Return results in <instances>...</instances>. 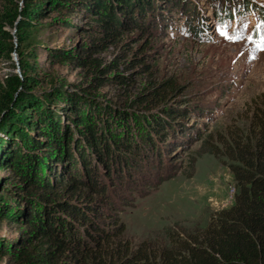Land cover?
Masks as SVG:
<instances>
[{"label":"rangeland","instance_id":"374dc122","mask_svg":"<svg viewBox=\"0 0 264 264\" xmlns=\"http://www.w3.org/2000/svg\"><path fill=\"white\" fill-rule=\"evenodd\" d=\"M219 1L187 0L195 5L188 7V4H182L183 0H158L159 7L173 3L169 12L180 16L178 22L172 14L170 24L163 21L167 25L165 30L160 27L156 12L151 20L146 17L141 21H138V15L133 14L134 20L127 21V26L118 30L116 45L91 54L102 67L101 73L94 67H78L69 61L57 62L53 57L58 50L86 56L79 48L89 43L90 36L84 35L81 30H88V26L92 27L94 23H89L92 15L83 9L68 15L69 25L61 26L56 23L60 13L47 8L46 14L38 21L40 29L35 33L36 41L23 54L28 65L26 73L39 77L40 91L34 88L31 92L58 95L57 99H50L44 105L54 113L60 128L68 126L72 137L77 136L76 129L67 120L64 110L67 108L65 100L68 93L88 96L112 110L118 108L134 112L129 114V121L133 118L138 121L132 126V131L130 127L132 139L129 140V147L136 144L140 149L151 150L148 149V153L141 157L132 153L124 155L122 150H116L121 155L117 160L125 157L127 165L119 174L114 173L107 178L104 172L97 173V181L104 186L101 196L90 195L83 190L79 198V201L99 203L102 214L96 213L94 221L110 231L123 228V238L132 245L142 240L159 246L168 245L169 236H182L205 227L209 216L228 207L237 191L227 166L229 160L214 156L209 147L214 145L220 150L218 141L228 139L230 133L248 134L250 117L254 112L264 110V46L256 49L248 39L249 33L230 41L219 35L203 38L199 31L193 33L186 30L183 19L186 21L210 12ZM256 1L264 5V0ZM161 12L168 14L163 8ZM21 21L20 9L16 18L10 21L7 6L0 0V81L3 83L5 78L14 75L22 79L14 46L16 28ZM191 28L195 30L194 26ZM7 42H10L11 48H7ZM114 59L120 61L115 71L105 72L104 69ZM123 59L124 63H121ZM29 67L33 69L29 70ZM103 73L120 78L122 84H103L94 89L95 82L100 80L98 75ZM160 82L172 85V90L159 107H135L126 102L136 95H145L148 87ZM60 107L61 110L58 109ZM161 107L177 108L181 116L163 117L169 125L163 133L166 139L160 142L157 136L151 135V143H147L144 133L148 131L140 124H146L149 118L159 115L160 112H156L162 110ZM116 136L120 137L121 131ZM13 146H16L15 143ZM19 146L23 148L21 144ZM33 148L28 147L26 153L32 154ZM56 148L53 146L50 152L57 154ZM60 150L61 161L57 166L63 167L66 155L64 149ZM155 151H160L157 152L160 154L159 162ZM45 153L42 151L41 156ZM52 158L44 157L47 165L54 163ZM23 163L27 168L31 161L24 159ZM97 169L102 171L99 167ZM38 170L40 176L49 174V170L41 165ZM16 183L17 177L10 169H0V195H5L6 192H3L6 189L13 193L17 190L21 198L23 191L15 188ZM9 198L14 205L22 204L14 195L13 199ZM105 212L110 218L105 216ZM7 214V219L0 220V240L6 249L12 242H17L23 231L28 230L26 225L16 222L11 210ZM0 264H14L11 254L2 256Z\"/></svg>","mask_w":264,"mask_h":264},{"label":"trees","instance_id":"16d2710c","mask_svg":"<svg viewBox=\"0 0 264 264\" xmlns=\"http://www.w3.org/2000/svg\"><path fill=\"white\" fill-rule=\"evenodd\" d=\"M2 1L7 6L10 21L16 18L19 9L21 11L15 52L22 79L14 75L5 78L4 83L0 81V169L12 171L17 177L15 188L22 190L23 195L20 198L17 190L13 193L9 189L3 192L5 195H0V220L7 219V212L11 210L16 222L26 225L28 230L23 231L8 249L0 240V259L11 254L14 264H264V110L252 114L248 134L233 132L228 139L218 141L220 150L214 145L209 147L214 156L229 160L227 166L237 186L232 203L209 216L205 227L182 236H169L168 245L159 246L147 240L132 245L123 238V228L110 231L94 221L95 214L100 213L99 203L83 202L79 198L83 190L90 195L101 196L103 184L97 181V173L104 172L107 178L114 173L119 174L127 165L125 157L117 160L121 155L116 150H122L124 155L132 153L141 157L142 151L150 149H140L136 144L129 147L132 126L138 121L137 118L129 121V114L134 112L118 108L112 110L88 96L68 93L64 110L67 120L76 129L74 138L67 125L59 127L54 113L44 105L50 99H57L58 95L31 92L34 88L40 91L39 77L26 73L28 65L23 54L36 41L35 33L40 29L38 21L46 14L47 8L60 13L56 23L61 26H68L66 17L80 9L92 15L89 23H94V26L81 30L90 36L89 43L79 48L86 56L58 50L53 57L57 62L90 66L101 73L102 67L91 54L116 45L118 30L126 27L127 21L134 20L133 14L138 15V21H141L146 17L151 20L156 12L160 27L165 30L167 25L163 21L170 24L171 14L177 22L180 20L179 15L169 12L174 4L159 7L158 0H21L20 4V0ZM229 1L220 0L218 3L225 5ZM106 2H110L109 6ZM182 4L195 7L187 0ZM146 8L149 10L145 11ZM162 8L168 14H163ZM201 16L182 20L187 31H203V26L199 29L195 23V18L200 17V20ZM152 25L156 26L154 22ZM7 48H11L10 42H7ZM30 55L34 56L33 53ZM119 62L114 59L104 69L105 72L115 71ZM98 78L100 80L95 82L94 89L103 84L123 82L118 77L106 76V73L98 75ZM171 90L172 85L160 82L148 87L145 95H136L126 102L135 107H159ZM156 113L159 115L149 118L146 124H140L148 131L144 133L147 143H151V135L157 136L160 142L166 139L163 133L169 125L163 117L181 116L177 108L171 107ZM120 131L121 136H116ZM53 146L57 147L58 153L62 151L60 148L64 149L66 162L63 167L57 166L61 161L59 154L50 152ZM28 147H34L32 154L26 153ZM42 151L46 153L41 156ZM45 156H53L54 163L47 165ZM24 159L31 161L27 168L23 165ZM40 165L49 170L48 175L40 176ZM13 195L22 204L10 202L9 197ZM105 216L110 218L106 212Z\"/></svg>","mask_w":264,"mask_h":264},{"label":"clouds","instance_id":"9594fccd","mask_svg":"<svg viewBox=\"0 0 264 264\" xmlns=\"http://www.w3.org/2000/svg\"><path fill=\"white\" fill-rule=\"evenodd\" d=\"M151 150V149H150ZM142 152H144V154H147L148 153V150H146V151H142ZM155 153H156V151H155ZM143 154V153H142ZM156 155V154H155ZM159 156H160V154H158L157 153V155H156V160L159 162ZM142 168V167H141Z\"/></svg>","mask_w":264,"mask_h":264},{"label":"snow or ice","instance_id":"6c2138e0","mask_svg":"<svg viewBox=\"0 0 264 264\" xmlns=\"http://www.w3.org/2000/svg\"><path fill=\"white\" fill-rule=\"evenodd\" d=\"M240 37H236V39H239Z\"/></svg>","mask_w":264,"mask_h":264},{"label":"water","instance_id":"95a60500","mask_svg":"<svg viewBox=\"0 0 264 264\" xmlns=\"http://www.w3.org/2000/svg\"><path fill=\"white\" fill-rule=\"evenodd\" d=\"M16 28V27H15ZM15 28H14V31H15ZM14 46H15V43H14Z\"/></svg>","mask_w":264,"mask_h":264}]
</instances>
